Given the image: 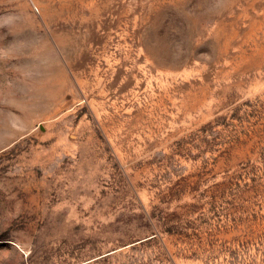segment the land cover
Here are the masks:
<instances>
[{
  "label": "rangeland",
  "instance_id": "374dc122",
  "mask_svg": "<svg viewBox=\"0 0 264 264\" xmlns=\"http://www.w3.org/2000/svg\"><path fill=\"white\" fill-rule=\"evenodd\" d=\"M0 264H264V0H0Z\"/></svg>",
  "mask_w": 264,
  "mask_h": 264
},
{
  "label": "trees",
  "instance_id": "16d2710c",
  "mask_svg": "<svg viewBox=\"0 0 264 264\" xmlns=\"http://www.w3.org/2000/svg\"><path fill=\"white\" fill-rule=\"evenodd\" d=\"M215 193H216V191H214V194ZM198 199L196 200V202L194 204L185 206L186 212L184 214V218H182V216H183L182 214L171 215L172 213H168L169 215L164 216L163 219L166 221L165 225H167V227H174V228H172V231L167 229L165 231L166 234H168L170 236H175V235H182L183 236L185 234V233H183V234L179 233L178 228H180L181 230H186L184 227V224H186V222L190 221V220H186V214L187 213H189V214L194 213L196 210L199 209L198 206L202 204V201H201V198H198ZM211 199H213V203H214L215 202V196H214V198L212 197ZM170 216H173V219H170V218H172Z\"/></svg>",
  "mask_w": 264,
  "mask_h": 264
}]
</instances>
